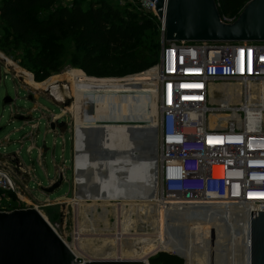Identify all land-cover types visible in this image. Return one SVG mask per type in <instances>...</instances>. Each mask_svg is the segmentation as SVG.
Returning a JSON list of instances; mask_svg holds the SVG:
<instances>
[{"label": "built area", "instance_id": "1", "mask_svg": "<svg viewBox=\"0 0 264 264\" xmlns=\"http://www.w3.org/2000/svg\"><path fill=\"white\" fill-rule=\"evenodd\" d=\"M64 1L69 7L74 0ZM115 1L141 15L152 16L159 23L156 73L159 144L153 161L156 203L160 210L170 205L225 206L226 216L244 223L249 262L250 212H264V42H165L163 25L153 3ZM235 19L220 18V21L229 24ZM0 60L6 63L2 54ZM31 123L26 122V126L33 130ZM24 138L34 141L32 132ZM75 154L73 148L72 181L76 193ZM27 174L25 180L23 174L16 176L11 166L10 170L0 168V206L2 200L22 201L20 186L24 187L25 181V188L34 193L27 188L33 182L32 175L28 171ZM63 175V170L57 172L56 179L47 186ZM13 177H18L20 184ZM27 208L36 210L33 206ZM10 211L0 208V212ZM72 238L73 244L79 241L76 226ZM163 251L156 250L145 260Z\"/></svg>", "mask_w": 264, "mask_h": 264}, {"label": "rangeland", "instance_id": "2", "mask_svg": "<svg viewBox=\"0 0 264 264\" xmlns=\"http://www.w3.org/2000/svg\"><path fill=\"white\" fill-rule=\"evenodd\" d=\"M59 1L62 5H66L64 0ZM90 1L98 2L100 0ZM105 1L117 6L119 9L127 8L135 12L137 17L141 14L132 7L122 6L121 3L116 4L118 1ZM85 4L87 3L85 2ZM149 17L154 19L152 27L147 30H142L135 42L124 54L126 55L124 61L127 62L129 53H131L133 48L138 46L154 55L149 66L137 72H128L137 68V64L127 63L119 65V62L116 61L113 64L98 67L92 75L84 74L79 66L83 49L77 46L75 36L66 29H60L50 38L51 45H54L59 51L55 55L52 54V57L49 56L50 59L54 60L57 71L49 73L47 78L39 81L34 80L31 65L27 61L26 55L23 53L20 45L9 44L6 48L0 47V54L8 62L7 65L0 60V155L15 154L17 157L19 155L20 162L33 176V182H29L27 188L34 190V193L30 194L25 188L27 184V181H25V186H20L24 195L22 201L15 198H11L8 202L2 200L0 208L1 210L13 211L16 209H25L29 206L36 207V210L49 222L81 262L117 260V258L130 260L132 255L131 250L132 252L134 251V256L137 260L146 258L152 254V252L148 253L146 251V248L149 247L147 245H150L148 242L152 243L156 239L159 233V227L161 226L160 206L156 203V199L146 203L136 201L93 203L85 201L76 204V189L72 181L73 134L75 126V116L73 114L75 110H72V104L75 100L72 95V86L68 73L73 71L80 72L84 77L94 80L119 81L138 77L153 69L151 85L144 88L156 91L154 126H152L153 129L155 128V136L157 135L156 149H158L159 136L156 131V125L159 94L156 73L159 64L160 34L158 21L152 16ZM11 66L19 67L23 71L22 74L28 78L24 80L17 76L15 69ZM27 80H29V83L26 82ZM52 81L59 86L61 85V87L67 85L70 88L69 91L64 93V100L61 102L55 101L43 87H35L44 82L49 83ZM5 97L11 99L10 104L5 105L3 103ZM28 97H31V100ZM19 115L30 117V121L32 122L30 125L35 127V129L32 130L27 127L25 121H18L17 116ZM87 115L91 116L89 119L93 121L94 118L88 107ZM47 122H64L66 127L62 132L57 130L50 131ZM30 132H32V138L35 141L24 138ZM122 138L124 141L126 139L127 142H130L127 136ZM44 148L47 149L46 152L43 151ZM0 168L10 170L8 163H2L1 160ZM61 170L64 171L61 186L50 194L43 193L40 188L47 187L49 182L56 179V173ZM13 178L16 183L20 184L18 177ZM187 223L189 224L190 222ZM190 224L189 227L195 225L194 223ZM74 226L78 228L80 234L79 241L76 245L72 242ZM216 229V232L210 230L209 239L213 238L211 242L216 240L225 243V239H221L223 235L221 233L222 230L220 228V230L218 228ZM126 244L130 245L131 249H128ZM213 246L210 247V249H213L211 252L212 255L208 257L202 250L195 252L193 264H208L207 261L212 264H239L238 259L239 256L241 257V253L233 251V254H231L230 250L226 254L224 251L223 253L221 252L222 258H216L217 256L215 254H218V252L214 250L215 247ZM145 253L148 254L144 256ZM156 255L152 256L154 257ZM183 262L185 264L184 260Z\"/></svg>", "mask_w": 264, "mask_h": 264}, {"label": "bare ground", "instance_id": "3", "mask_svg": "<svg viewBox=\"0 0 264 264\" xmlns=\"http://www.w3.org/2000/svg\"><path fill=\"white\" fill-rule=\"evenodd\" d=\"M13 68L17 76L24 80L28 78L19 67ZM152 73L153 69L138 77L119 81L94 80L76 71L68 73L75 100L72 110H75L76 204L85 201L146 203L156 199V171L153 165L157 154V135L153 129L156 91L144 88L151 85ZM26 82L29 83V80ZM40 86L58 102L64 100V93L70 89L53 81L35 87ZM87 107L93 121L87 115ZM127 129L134 130L137 135L133 141L125 139L126 143L122 137H128ZM159 212L161 226L156 239L148 242V253L164 250L179 255L185 264H193L195 252L202 250L208 257L212 255L210 247L214 245V250L218 252L216 258L221 257V252L227 254L231 250L233 254L237 251L241 253L238 263L249 264L244 223L226 216L225 206L181 208L170 205ZM186 221L195 225L189 227L191 224ZM216 228L222 230L221 239H225V243L209 239L210 230L216 232ZM126 246L131 249L130 245ZM67 248L72 253L69 246ZM131 254V257L128 256L130 260H137L134 251L131 250ZM138 260L146 263L145 258Z\"/></svg>", "mask_w": 264, "mask_h": 264}, {"label": "water", "instance_id": "4", "mask_svg": "<svg viewBox=\"0 0 264 264\" xmlns=\"http://www.w3.org/2000/svg\"><path fill=\"white\" fill-rule=\"evenodd\" d=\"M154 4V11L162 22L165 42H215L256 43L264 42V0H250L236 19L229 24L220 21L214 0H147ZM31 100V97H29ZM3 103H11L9 97ZM18 121L30 117L17 116ZM64 122L49 123L50 131L62 132ZM129 140L136 133L127 129ZM47 149H43L46 152ZM11 171L28 177L27 170L15 154L5 155ZM62 177L42 188L50 194L58 189ZM164 252V251H163ZM168 253V252H165ZM158 254V253H157ZM171 254L182 259L177 254ZM153 256L148 257L146 263ZM144 263V264H146ZM0 264H142L139 260H94L79 263L64 242L35 209H17L0 212ZM249 264H264V212H250Z\"/></svg>", "mask_w": 264, "mask_h": 264}, {"label": "trees", "instance_id": "5", "mask_svg": "<svg viewBox=\"0 0 264 264\" xmlns=\"http://www.w3.org/2000/svg\"><path fill=\"white\" fill-rule=\"evenodd\" d=\"M248 1L214 0L221 19L237 17ZM86 3L74 0L66 7L59 0H0V47L20 45L31 65L35 81L57 71L54 60L49 56L59 51L51 45L50 38L60 29L72 33L77 46L83 49L79 66L86 75H92L98 67L116 61L119 65H138L128 72L147 68L154 55L145 49L133 48L127 62L124 61V54L142 30L152 27L154 19L141 14L137 17L135 12L127 8L119 9L105 0ZM148 264L184 262L162 252L149 259Z\"/></svg>", "mask_w": 264, "mask_h": 264}, {"label": "crops", "instance_id": "6", "mask_svg": "<svg viewBox=\"0 0 264 264\" xmlns=\"http://www.w3.org/2000/svg\"><path fill=\"white\" fill-rule=\"evenodd\" d=\"M6 63H8L7 62V59H6ZM10 66V65H9ZM12 68H13V66H11ZM28 99H29V97H28ZM30 100V99H29ZM34 141H35V139H33ZM18 151V150H17ZM7 155H10V154H7ZM5 155H3L2 157H1V159L0 160H2V158L4 157ZM31 174V173H30ZM32 175V174H31ZM25 177V176H24ZM33 177V176H32ZM25 180H26V177H25ZM31 182V181H30ZM42 188H40V190H41ZM42 191V190H41Z\"/></svg>", "mask_w": 264, "mask_h": 264}, {"label": "flooded vegetation", "instance_id": "7", "mask_svg": "<svg viewBox=\"0 0 264 264\" xmlns=\"http://www.w3.org/2000/svg\"><path fill=\"white\" fill-rule=\"evenodd\" d=\"M139 136V135H138Z\"/></svg>", "mask_w": 264, "mask_h": 264}]
</instances>
